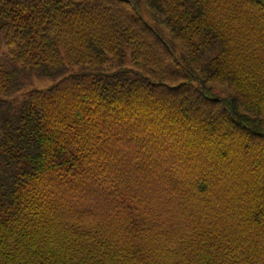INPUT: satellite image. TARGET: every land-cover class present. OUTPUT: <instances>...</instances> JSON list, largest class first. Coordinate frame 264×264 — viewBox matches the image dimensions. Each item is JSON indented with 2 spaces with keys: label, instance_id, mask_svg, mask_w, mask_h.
Listing matches in <instances>:
<instances>
[{
  "label": "trees",
  "instance_id": "obj_1",
  "mask_svg": "<svg viewBox=\"0 0 264 264\" xmlns=\"http://www.w3.org/2000/svg\"><path fill=\"white\" fill-rule=\"evenodd\" d=\"M0 264H264V0H0Z\"/></svg>",
  "mask_w": 264,
  "mask_h": 264
},
{
  "label": "rangeland",
  "instance_id": "obj_2",
  "mask_svg": "<svg viewBox=\"0 0 264 264\" xmlns=\"http://www.w3.org/2000/svg\"><path fill=\"white\" fill-rule=\"evenodd\" d=\"M32 83L36 88L45 89V88L50 86L51 81H49V80H45V81L33 80Z\"/></svg>",
  "mask_w": 264,
  "mask_h": 264
}]
</instances>
